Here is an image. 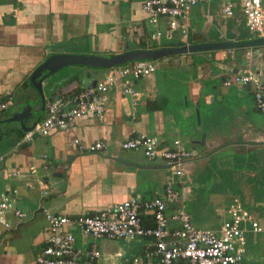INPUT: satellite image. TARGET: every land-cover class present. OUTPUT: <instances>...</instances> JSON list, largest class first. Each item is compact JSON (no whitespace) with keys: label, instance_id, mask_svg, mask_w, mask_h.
I'll return each instance as SVG.
<instances>
[{"label":"crops","instance_id":"0c3cea01","mask_svg":"<svg viewBox=\"0 0 264 264\" xmlns=\"http://www.w3.org/2000/svg\"><path fill=\"white\" fill-rule=\"evenodd\" d=\"M201 7L191 8L182 21L187 27L185 40L179 41L176 33L174 41L158 44L150 39L156 28L148 24L138 2L0 0V102H10L0 115V155L5 157L0 162V193L13 198L27 216L16 227L12 213L6 215L13 228L5 230L0 226V264H34L47 238L44 210L68 217L92 215L132 197L149 200L162 193L169 170L160 162L148 161L139 150H120L118 143L125 139L147 135L156 137L164 147L180 140L186 149L199 154L196 160L183 166L182 193L186 204L192 201L188 199L190 181L185 177L192 173L193 163L201 158V153L209 152V157L226 155L233 145L228 143L239 140L264 143V111L255 107L250 90L222 86V81L236 71L258 72L264 68V47L162 56L151 61L156 67L154 73L133 82L142 94L134 109L119 88L111 90L103 97L105 112L101 120L93 116L75 119L70 126L30 143L20 142L23 129L41 121L45 109L38 120L40 108L36 117L31 114L22 124L7 121L20 113L17 107L8 113L15 108V102L37 95L29 78L52 54L109 57L142 49L140 46L145 47L142 50L157 51L174 43L240 42L239 37L235 38L239 31L233 21L243 20L241 16L225 18L217 2ZM242 28L246 31L244 24ZM60 43L73 45L79 52L58 49ZM108 71L75 66L59 69L42 81L45 104L56 96L68 98L92 86ZM76 139L84 145L100 141L106 143V149L80 153L73 144ZM42 155L47 157V171L41 169ZM30 167L37 169L36 175H29ZM13 173L17 175L12 176ZM39 179L47 194H43ZM233 198L254 218L264 219V205L251 206L241 193L234 192L216 210L217 226L213 229L222 222L224 210ZM191 220L194 227L209 229L195 226L192 216ZM195 221L206 224L197 217ZM67 230L74 233L78 248H87L93 242L76 229ZM120 241H95L101 257L79 264H130L134 257H142L145 245L150 242L126 241L134 243L128 255L115 248ZM107 242L113 250L100 249ZM246 258L248 264H264V235L247 234Z\"/></svg>","mask_w":264,"mask_h":264},{"label":"built area","instance_id":"2783aa9c","mask_svg":"<svg viewBox=\"0 0 264 264\" xmlns=\"http://www.w3.org/2000/svg\"><path fill=\"white\" fill-rule=\"evenodd\" d=\"M138 2L145 13L148 24L156 29L150 39L158 44L172 42L178 33L179 41L185 40L187 27L182 21L191 8L217 2L225 18L239 15L244 20L248 34L253 38L264 37V0H127ZM162 24V28L159 25ZM151 61H132L124 66L110 68L108 73L94 86L80 90L68 98L56 96L45 104V116L24 132L21 143L33 142L38 137L70 126L75 119L93 116L101 120L105 112L104 95L119 88L130 100L134 109L142 94L133 82L154 73ZM225 88L249 89L254 105L264 111V68L260 71L245 70L232 74L222 81ZM10 105L0 102V115ZM80 153H98L106 149V143L96 141L88 145L74 140ZM122 151H141L148 161H157L168 166L169 178L162 193L149 200L129 198L92 215L68 217L44 210L47 238L38 251L34 264H79L101 257L95 245L97 240L134 241L147 239L142 257H134L130 264H248L247 234L264 235V219H257L233 198L225 208L223 220L216 229H200L192 224L182 193L184 164L196 160L199 154L186 149L180 140L164 147L156 137L138 135L118 143ZM0 155V162L4 160ZM42 171L49 169L47 157L41 156ZM37 169L30 167L29 175ZM13 173L12 176H16ZM39 179L43 194L47 191ZM12 213L16 227L27 217L13 198L0 193V226L13 228L6 215ZM146 222H149L146 224ZM68 228L76 229L83 237L93 242L87 248L76 246V237Z\"/></svg>","mask_w":264,"mask_h":264},{"label":"rangeland","instance_id":"374dc122","mask_svg":"<svg viewBox=\"0 0 264 264\" xmlns=\"http://www.w3.org/2000/svg\"><path fill=\"white\" fill-rule=\"evenodd\" d=\"M204 6L199 5L198 7L203 9ZM226 20L230 19H225L224 21ZM233 22L236 25L235 28L240 33L235 35V38H238L245 31L242 28L240 19ZM40 102L39 95L32 94L27 101L20 100L15 102V108H10L8 113L13 112L17 107L16 110L20 111V113L26 110L29 115L32 114L36 117L40 108ZM228 144L233 145L229 148L226 155L215 156L213 154L209 157V152L201 153V158L193 163L194 170L189 176L185 177V180L190 181L191 192L188 199L192 201L186 204L187 211L191 214L193 223L196 224L195 226H205L209 229L215 228L217 226L215 219L216 210L234 192L241 193L242 198L251 206L264 205V143L239 140ZM197 150L199 151V149ZM201 184L202 187L200 186ZM195 204H198V210L194 208ZM196 217L199 221L206 222V224H197L195 221ZM104 244L107 246L103 245L104 247H100V249L113 250L112 244L108 242ZM133 246L134 243L129 244L126 241H120L115 248H120L130 255V249Z\"/></svg>","mask_w":264,"mask_h":264},{"label":"water","instance_id":"95a60500","mask_svg":"<svg viewBox=\"0 0 264 264\" xmlns=\"http://www.w3.org/2000/svg\"><path fill=\"white\" fill-rule=\"evenodd\" d=\"M180 47V48H177ZM264 47V37L251 38L246 41L234 42L228 40H220L219 42L210 43L208 41L204 43L194 45H184L182 43H174L169 47L161 50H126L124 52L111 55L109 57L95 56L89 54H52L41 65H39L31 74L29 78L30 85L35 89L39 95L40 110L36 117L38 120L45 107V99L42 92V81L49 75L57 72L59 69L68 66L86 67L93 70H108L113 67H118L132 61H155L158 58L166 55L179 54V53H196L206 51H231L237 49H260ZM46 72L42 76V73ZM237 73V71L235 72ZM93 83L92 86H94ZM29 114L27 112L17 113L13 115L8 122L21 123L27 118ZM36 123V121H35ZM33 123V125L35 124ZM31 128V127H30ZM30 128H24V132L30 130ZM168 169V166H164Z\"/></svg>","mask_w":264,"mask_h":264},{"label":"trees","instance_id":"16d2710c","mask_svg":"<svg viewBox=\"0 0 264 264\" xmlns=\"http://www.w3.org/2000/svg\"><path fill=\"white\" fill-rule=\"evenodd\" d=\"M243 24H244V20H241V25L243 26ZM250 39V36L248 35V33H247V30L244 32V33H242V35L239 37V40L238 41H246V40H249ZM57 48L58 49H65V50H67L68 52H71V53H78L79 51H78V49H76L75 47H73V45H66V43H60V44H58L57 45ZM140 48H142V49H145V47L144 46H140ZM40 121V120H39ZM201 187H202V184L200 185ZM197 205L195 204L194 205V208L196 209L197 207H196ZM147 223H149V222H146V224Z\"/></svg>","mask_w":264,"mask_h":264}]
</instances>
